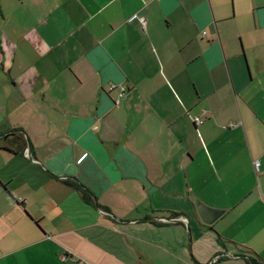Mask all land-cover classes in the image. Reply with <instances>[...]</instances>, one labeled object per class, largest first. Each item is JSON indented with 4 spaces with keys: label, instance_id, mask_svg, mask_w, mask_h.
I'll use <instances>...</instances> for the list:
<instances>
[{
    "label": "crops",
    "instance_id": "crops-1",
    "mask_svg": "<svg viewBox=\"0 0 264 264\" xmlns=\"http://www.w3.org/2000/svg\"><path fill=\"white\" fill-rule=\"evenodd\" d=\"M251 261L264 0H0V264Z\"/></svg>",
    "mask_w": 264,
    "mask_h": 264
},
{
    "label": "water",
    "instance_id": "water-1",
    "mask_svg": "<svg viewBox=\"0 0 264 264\" xmlns=\"http://www.w3.org/2000/svg\"><path fill=\"white\" fill-rule=\"evenodd\" d=\"M194 205L200 221L205 225H211L224 213V210L209 207L198 200L194 201Z\"/></svg>",
    "mask_w": 264,
    "mask_h": 264
},
{
    "label": "trees",
    "instance_id": "trees-1",
    "mask_svg": "<svg viewBox=\"0 0 264 264\" xmlns=\"http://www.w3.org/2000/svg\"><path fill=\"white\" fill-rule=\"evenodd\" d=\"M68 185L77 189L84 201L92 202L94 200L93 196L91 195V193L88 190L83 189L82 187H80V185L76 184L75 182H68ZM249 264H254V261L249 262Z\"/></svg>",
    "mask_w": 264,
    "mask_h": 264
},
{
    "label": "built area",
    "instance_id": "built-area-1",
    "mask_svg": "<svg viewBox=\"0 0 264 264\" xmlns=\"http://www.w3.org/2000/svg\"><path fill=\"white\" fill-rule=\"evenodd\" d=\"M139 22L142 26L145 25V19L143 17H139ZM123 87H120V96L123 94ZM196 122H201L200 120H196ZM258 165H259V162L257 160L253 161V166H254V169L257 170L258 169Z\"/></svg>",
    "mask_w": 264,
    "mask_h": 264
}]
</instances>
